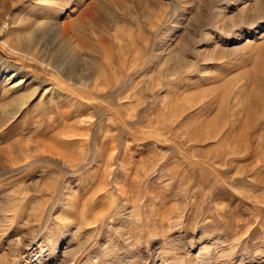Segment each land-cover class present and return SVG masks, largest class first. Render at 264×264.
Segmentation results:
<instances>
[{"label":"rangeland","instance_id":"374dc122","mask_svg":"<svg viewBox=\"0 0 264 264\" xmlns=\"http://www.w3.org/2000/svg\"><path fill=\"white\" fill-rule=\"evenodd\" d=\"M30 1L0 15V264H264V0Z\"/></svg>","mask_w":264,"mask_h":264},{"label":"bare ground","instance_id":"6f19581e","mask_svg":"<svg viewBox=\"0 0 264 264\" xmlns=\"http://www.w3.org/2000/svg\"><path fill=\"white\" fill-rule=\"evenodd\" d=\"M24 1L25 0H2L1 2H0V12H2V14L0 13V15H7V14H9V12H10V9L11 8H17V6H19V4H21V5H23V3H24ZM31 1H34V0H31ZM30 1V2H31ZM33 3V2H32ZM25 5V4H24ZM9 11V12H8ZM90 11H91V9L89 10V11H87L86 9H84L82 12V14H83V17L85 16H88V15H91L90 14ZM92 12V11H91ZM80 17H82L81 15H80ZM10 18V20H11V23H15L16 21H17V16H10L9 17ZM31 18H32V14L30 13V12H27L26 13V15H25V21L26 22H29L30 20H31ZM90 18H92V16L90 17L89 16V19ZM94 19V18H93ZM80 20H82V19H80ZM90 21V20H89ZM95 21V20H94ZM10 22V21H9ZM56 22V21H55ZM79 22H81V26H85V22L84 21H79ZM2 23V22H1ZM77 23L78 22H75V20H70V21H66V22H60V21H57V23H56V30L59 32V34H60V37H61V39H62V45H63V47H64V51L66 52V57H68V59H67V61L68 62H75L76 61V59L78 58V60H79V57H80V50H78L76 47H75V44H74V41L72 40V37H71V35L69 34V32H68V29H69V27L70 26H72V25H77ZM79 24V23H78ZM8 25H9V23H4V25L3 26H1V24H0V27H2V29L4 28V27H8ZM86 25H87V23H86ZM10 27V26H9ZM8 29V28H7ZM26 35V34H25ZM27 36V35H26ZM26 36L24 37L25 38V40H26ZM30 38V37H29ZM22 40H24V39H22ZM28 40V39H27ZM26 40V41H27ZM45 57V56H44ZM57 60V59H56ZM67 61H65V62H62V64H60V63H58V62H46L45 63V65H46V67L47 68H58V67H60L61 68V70L60 71H62V68L64 69V68H66V64L68 63ZM60 62V61H59ZM59 68V69H60ZM4 70H6V73H10V72H14V70L13 69H11L10 67H6V68H4ZM64 71V70H63ZM13 74V73H12ZM66 74V73H65ZM16 75V74H15ZM14 76V75H13ZM80 77V76H79ZM78 77V78H79ZM71 79H73V78H71ZM81 79V78H80ZM18 80H19V84L20 83H22L23 82V78H20V77H18ZM74 80V79H73ZM76 80V79H75ZM78 82H80L79 80H78ZM82 83V82H81ZM86 83V82H85ZM27 97H29V95H27ZM27 99V98H26ZM29 99H30V97H29ZM26 101L27 100H25V102L24 103H26ZM21 103V102H20ZM23 103V104H24ZM9 161V160H8ZM10 164V163H9ZM7 166V164L5 163V161H4V159H1L0 160V169L1 170H3V169H5V167Z\"/></svg>","mask_w":264,"mask_h":264}]
</instances>
